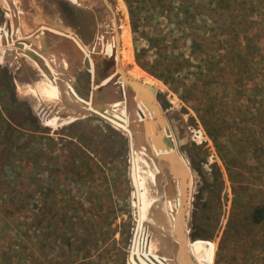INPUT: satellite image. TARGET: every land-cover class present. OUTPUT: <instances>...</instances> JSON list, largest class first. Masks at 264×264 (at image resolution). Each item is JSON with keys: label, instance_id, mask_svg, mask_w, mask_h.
Instances as JSON below:
<instances>
[{"label": "rangeland", "instance_id": "1", "mask_svg": "<svg viewBox=\"0 0 264 264\" xmlns=\"http://www.w3.org/2000/svg\"><path fill=\"white\" fill-rule=\"evenodd\" d=\"M73 1L81 4L79 0ZM107 1L112 5L114 16L106 6L85 0L80 6L69 0H0V31L8 35L12 51L17 53L16 58L12 55L10 57L9 54L10 59L4 63L0 62V68H6L11 73L17 98L33 110L42 128L46 130L43 136L52 137L56 143L53 147L52 143L39 140L34 146L36 152L24 156L23 160L38 163L39 170L48 168L53 171L60 181H53L57 191L69 197L75 196L80 201V204L76 205L68 202V206L75 205V210L71 211L68 207V211H65L58 202L63 197L52 196L50 200L55 198V201L52 203L49 217H45L33 204L27 208L20 207L18 221L10 225L4 224L5 229H0V264L5 260L6 264H14V259L24 260L22 264H28V260H35L36 255L42 258L44 255L38 243L45 237L49 242L57 244L73 240L69 230L72 224L78 229L87 230L85 233L81 229L79 234L83 239L88 238L91 241L87 248L93 253V264H157L155 258L136 251L137 221L153 232L157 245L168 260L166 264H183L182 259L179 261V258L177 260L175 257L176 252L180 253L181 245L177 243L176 246L173 243L176 242L179 230L185 235L187 253L199 264H264V222L256 225L252 219L255 209L264 208L263 153H258L259 158L261 156L259 160L250 151L247 152L243 170H230L232 175H229L221 153L207 134L197 113L182 101L178 94L149 72L151 70L163 73L165 66L169 65L166 59L170 58V53L189 55L191 38H181L184 33L197 36L206 32L208 28L200 23L203 15L199 14L206 12L204 9L210 10L215 0H132L131 4L125 0ZM196 4H199L198 9L194 11ZM252 4L257 8L247 17L246 23H256V26L254 24L253 28L249 29L255 34L260 30L264 31V0H247L246 8ZM184 10L191 11L190 14L198 19V23L192 28H188L189 23L184 22ZM203 19L206 20V17ZM8 22L12 28L11 34L7 28ZM116 26L124 33L122 46L119 45L114 31ZM39 32H45L61 43L46 57L41 54V60L39 59L54 75L76 74L71 61L83 71L82 63L83 59L88 57L85 55L88 51L92 56L94 54L99 58H112L115 59V74L120 75L121 80L126 76L134 81L131 77L138 74L142 78L140 82L154 81L159 86V91L171 102L172 110L178 112L181 117L172 120V125H169L168 119L163 115L164 138L159 142L157 124L154 123L155 127L152 128L153 113L146 107L140 108L139 113L146 123L135 120L132 123H139L138 129L143 132L146 142L139 143L142 136L140 138L138 134L137 144L133 141V131L125 123L126 120H122V117L128 119L129 111L126 108L122 109L123 114L120 116L111 115L109 118L99 114L89 104L87 113L73 122L59 124L55 128L49 127L47 119L52 116L63 119L65 115L59 112L60 109L46 106L41 98L47 104L62 103L66 98L39 71L35 62L21 55V52H26L29 48L22 51L15 48L17 42L29 41L30 38L36 37L40 50ZM215 33L220 34V30L217 29ZM150 40L160 42L157 46ZM224 46L229 47L225 44ZM70 49L71 59L67 55ZM161 55L163 59L160 58ZM163 64L165 66H162ZM192 72L196 70L192 69ZM70 83L69 81V86ZM74 87L75 91L72 87L69 91H82L79 84H74ZM125 88L129 90L133 101L135 98L132 89L123 84V92ZM95 89L93 86L92 90ZM75 94L83 97L81 93ZM124 95L127 105L129 96L126 93ZM139 104L142 106L141 102ZM22 106L24 107V104ZM155 107L159 109L157 103ZM94 114L97 116H91ZM4 118L6 112L3 105H0V161L6 160L2 138L5 130ZM138 118L139 116L136 119ZM135 129L136 133H139L136 125ZM136 149L138 160H142L140 164L142 165L144 160L140 154V150H143L152 165V172L148 177L149 184L139 189V192L133 178L139 171L134 156ZM241 158L240 156L237 160ZM163 162L173 167L171 173H164ZM189 165L193 169L192 172ZM238 172L243 175L237 176ZM28 175L32 178L31 171H28ZM4 176H7L8 180L15 178L10 172ZM40 176L46 177V172ZM166 177L175 180L172 189L177 201L172 209L171 219L165 218L162 212H156L154 209L156 198L153 197V183L157 178L163 180ZM75 180L79 183L75 184ZM28 189H32V185ZM23 196L27 197L28 193ZM89 196L90 200H93L92 203L83 200ZM7 197L8 195H4V199ZM39 198L31 197L30 201L34 199L38 202ZM184 205L186 214L182 210ZM31 213L39 219L44 218L42 228L45 229V237H42V231L39 236L34 233V216ZM62 213H68V216L75 218L72 221L67 219L57 222ZM86 214L90 215L85 216ZM183 214L185 219L181 221ZM50 217L52 219L49 221ZM177 221L181 224L180 228H177ZM189 221L191 227L188 229ZM51 222L59 229L55 233L51 227L47 229ZM91 231L92 235H89ZM106 250L111 253L106 254ZM62 252L65 257L61 256ZM70 253L71 251H62V247L58 246L53 247L50 257L54 262L62 264Z\"/></svg>", "mask_w": 264, "mask_h": 264}, {"label": "trees", "instance_id": "2", "mask_svg": "<svg viewBox=\"0 0 264 264\" xmlns=\"http://www.w3.org/2000/svg\"><path fill=\"white\" fill-rule=\"evenodd\" d=\"M125 1L128 4L132 3V0ZM198 5L196 4L194 11L198 9ZM246 5L247 0L213 1L210 10L204 9L206 12L199 14L203 15L200 23L208 28L206 32L203 35L198 34L200 36L184 33L181 38V40L191 38L189 55L170 53V58L166 59L169 65H162L165 66L163 73L149 70L197 113L207 134L221 153L229 175H232V170H243L247 152L250 151L257 159L259 152L264 155V31L260 30L255 34L249 31L254 24L256 26V23H246L247 17L256 10L257 6L252 4L246 8ZM190 13L191 11L184 10V22L189 23L188 28L198 23L195 15ZM204 17L206 20L203 19ZM217 29L220 30V34L215 33ZM150 41L157 46L160 42L159 40ZM224 44L229 47L224 48L226 47ZM160 58L163 59V56L161 55ZM192 69L196 72H192ZM0 105H3L6 112L2 137L5 143L6 160L0 161L2 171L0 172V229H5L4 224L10 225L18 221L19 208H27L31 204L34 208L40 209L39 212L45 214V217H49L48 214L52 212L50 211L52 203L55 201V198L50 200L52 196L63 197L58 200L62 210L68 211L70 207V210L74 211L75 205L80 204V201L75 196L69 197L57 191L53 181L56 182L59 179L53 171L48 168L39 170L38 163L33 164L23 160L24 156L36 152L34 146L39 143V140L52 143L53 147L56 143L52 137L43 136L46 130L42 128L33 110L17 98L13 78L6 68H0ZM240 156L242 158L237 160ZM28 171L32 172V178L28 177ZM7 172L15 175V178L6 179L7 176L4 174ZM43 172H46L44 178L40 176ZM241 173L238 172L236 175H243ZM73 182L79 183L78 180ZM30 185L32 189L29 190ZM26 192L28 196L24 197L23 194ZM4 195H8L9 198L4 199ZM31 197H40V201L36 202L34 199L30 201ZM83 200L86 203L93 201L90 200V196ZM70 201L75 205L68 206ZM33 213L31 215L34 216L32 218L34 233L39 236V232L42 231V237H45L46 232L42 228L44 218L39 219ZM68 215V213H62L57 222L67 219L72 221L75 218ZM87 215L90 214L85 216ZM51 219L52 217L48 218L49 221ZM252 219L256 225L263 223L264 208L255 209ZM49 227L54 230L53 233L59 230L54 222H51L47 229H50ZM81 229L72 224L69 230L74 239L63 244L49 242L45 237L38 243L39 248L44 249H41L44 256L40 258L36 255L35 260H28V264H61V262H54V259L50 257L53 247L58 248V246L62 247V251H71L62 264H93V253L87 248L91 241L81 237L79 234ZM83 231L86 233L87 230L83 229ZM89 235H92V231ZM85 243L87 244L83 245ZM34 252L38 253L36 250ZM109 253H111L110 250H106V254ZM61 256L66 255L62 252ZM14 261V264L24 262L18 259ZM6 262L7 260L1 264Z\"/></svg>", "mask_w": 264, "mask_h": 264}, {"label": "water", "instance_id": "3", "mask_svg": "<svg viewBox=\"0 0 264 264\" xmlns=\"http://www.w3.org/2000/svg\"><path fill=\"white\" fill-rule=\"evenodd\" d=\"M86 1L100 3L106 6L111 12V14L114 16L112 5L107 0H86ZM7 28L9 34H11L12 28L9 22L7 23ZM38 36L40 38V44H41L40 50L37 47L36 37L30 38L29 41L17 42L15 44V48L19 49V51H22L25 48H29V50H27L26 52H21V55L35 62L39 71L46 76V78L49 80V82L53 84V86H56L58 88V91L62 94L64 98H66V100L67 97H71V99L74 101L73 106H75L76 108L80 110H86L90 104L91 107L94 108L96 111H98V113L101 115H105L109 118L111 115L112 117L120 116L121 114H123L122 109L125 108L123 84H126L128 87L132 89V94L135 100H137V102L140 101L143 105H145L149 109L151 113H153L154 122H152L153 124L152 128L155 127L154 123L157 124L156 128L158 132L159 142H162V138H164L163 128L165 121L162 118L163 115L168 119L169 125H172L171 124L172 120L181 117V115L178 112L172 110L173 106L171 102L168 100L167 96L163 94L161 91H155V88L153 86L143 84L142 82H135L127 78L125 75H124L125 77L123 78L124 81L121 80L120 75L115 74L116 73L114 69L115 59L112 58H99L98 56L96 57L93 54V57L91 56L92 59L91 57L83 59V63H84L83 71H81L79 67L75 63H73V61H71V65H73V67L75 68L76 74L73 75L70 73H63V74L59 73L57 75H54L46 64L44 65L43 63L41 64L40 55L42 54L45 55L46 57L51 50L56 49L58 45H60L61 43L60 41H56L52 36H48L45 32H39ZM10 54L14 58L17 57L16 52H11ZM93 75L95 79H93ZM55 79H57L56 82ZM69 81L71 82L70 86H69ZM106 81L109 82L104 84ZM76 83L80 85V89L82 91L78 90L77 92L82 94L83 96L82 98L78 96V94H75L77 92L73 93L72 90H70L71 92L69 91L70 87H72L73 90L75 89V87L73 88V85ZM92 86H95L96 89L92 90ZM129 97L131 98L130 92H129ZM155 103H157L159 109L155 107ZM91 116H97V115L94 114ZM164 144H166V142ZM137 153L138 151L136 149L134 156L138 160ZM183 159H185V161L187 160L185 157H183ZM164 167L165 169H168V164H165ZM189 167L192 172L193 169L191 168L190 165ZM190 206L192 209V204ZM182 210L184 214H186L185 205L182 208ZM184 214L181 215L180 217L181 221L185 219ZM179 225L181 224L179 221H177V228H180ZM187 227L188 229L191 227L190 221L188 222ZM184 236L185 235L183 234V232L179 230L177 233V238L175 239L176 242L173 243L176 246H178L177 243H180L181 245L182 252L180 251V255H181L182 263L194 264L192 257L187 253ZM140 239H141V233H139L137 237V243H139Z\"/></svg>", "mask_w": 264, "mask_h": 264}, {"label": "bare ground", "instance_id": "4", "mask_svg": "<svg viewBox=\"0 0 264 264\" xmlns=\"http://www.w3.org/2000/svg\"><path fill=\"white\" fill-rule=\"evenodd\" d=\"M71 1L74 4L79 5V6L84 4L83 0H79V2H81V4L75 3L73 0H71ZM92 4H94V3H92ZM114 31L117 35L119 45L122 46L121 40H124V33L121 32V28L119 26L114 27ZM10 44L11 43H10V40H8V35L4 34L3 31H0V62L1 63L8 61L11 57L10 53L13 51H12ZM106 45L108 47V44H106ZM9 54H10V57H9ZM129 77H131V76H129ZM120 78H121V76H120ZM131 78L135 79L134 81H136V82L142 81L141 76H139L138 74L135 75L134 77H131ZM142 83L146 84V85L153 86L158 91L160 90L159 86L154 81L144 80ZM124 90H125L124 92L127 94V96H129L128 89L125 88ZM125 97H126V95H124V98ZM129 98H127V101ZM130 99H132V98H130ZM130 99L126 103L127 104L130 103L129 108L132 110L133 113L136 112L135 109H137L138 110L137 112L139 113L140 108L144 109V107H146L142 103H141L142 106H140V104H139L140 101L138 103L137 100L134 101L135 100L134 99L133 100L134 102H133V101H130ZM67 100L65 102L58 103V104H47L45 102V100H43L41 98V101L46 106H48L49 108L51 107L52 109H56V110L60 109L59 112L61 114L65 115V118L62 117L63 119H60L61 117H55V116L50 117L49 120L47 119L46 123L49 127L55 128L59 124H64L66 122H73L79 116H82L83 114L87 113L86 110H80L78 108H74L75 106H73L74 105L73 100H71V99H67ZM125 106L128 107V105H125ZM127 107H125V108H127ZM138 113H136V114L138 115ZM140 154L142 155V157H144L143 164L142 165L140 164V162L142 160H140V159L137 160L136 163H137V166L139 168V171H137V176L135 175V177H133L135 179V182L137 183L136 184V189L138 190L137 192L140 191L139 189H142L145 187V185L147 186L149 184V181H148L149 178L148 177L152 172L151 171L152 165L150 164L149 159H147L146 153H144L143 150H140ZM172 168L173 167L168 165V169L164 168V173H171V171L173 170ZM134 169H135V167H134ZM135 173H136V171H135ZM132 175H133V173H132ZM174 181L175 180H170V177H169V179L166 177L163 180H160L157 178V179H155V181L153 183V187H152L153 188V197L156 198L155 203H154L155 204L154 209L156 210V212L157 211L162 212V214L165 215V218H167V219L172 218V209L174 208V205L177 201L175 192L172 189V187L174 185ZM137 224H138V228H137L136 234L138 237L139 233H141V239H140L139 243H137L138 244V250H136V251L143 252L145 255L147 254V256H149L150 258L151 257L155 258L157 264H166V261L168 262V260L166 259V256L163 255V252L161 251L160 247L157 245L153 232L150 231L149 229H147L146 227H144L145 225H143V226L140 225L138 221H137ZM136 251L134 253L135 256H137ZM180 251L182 252V250H180ZM175 254H176L175 257L177 258V260L179 258V261H180V259H181L180 253L176 252ZM195 261H194V264H199L198 262H195Z\"/></svg>", "mask_w": 264, "mask_h": 264}, {"label": "flooded vegetation", "instance_id": "5", "mask_svg": "<svg viewBox=\"0 0 264 264\" xmlns=\"http://www.w3.org/2000/svg\"><path fill=\"white\" fill-rule=\"evenodd\" d=\"M70 2H72L71 0H69ZM73 3V2H72ZM63 51H64V49H63ZM72 51H71V49L70 50H68L67 51V55H68V57L70 58V54H72L71 53ZM86 56L88 55V57H85V58H90L92 55H91V52L90 51H88L86 54H85ZM93 57V56H92ZM91 57V58H92ZM71 59V58H70ZM81 61V60H80ZM83 64V63H82ZM83 67H84V65L82 66V69H83ZM106 82H108V81H106ZM130 99V98H129ZM129 99H128V101H129ZM127 100H126V102H128ZM131 101H132V99H131ZM132 103V102H131ZM129 104L130 103H128L127 105H128V107L127 106H125V107H127L126 109L129 111L128 113H129V115L127 116L128 117V119H126L125 117H122V120H126L125 121V123L130 127V129L133 131V141H134V143L136 142V144L138 143V141H139V137H138V134H140V138H141V136H142V138L140 139V141H139V143L141 142V143H144V142H146L145 140V136L143 135V132L141 131V130H139L138 128L140 127V125H138L139 123H137L136 122V127H137V129H138V131L137 132H139V133H136V129H135V125L132 123V121H142V123H146V121H145V119L138 113V115L137 114H135V113H133L132 112V110L129 108ZM126 112V111H125ZM137 113V112H136ZM127 114V113H126ZM137 116H139V118H138V120L136 119L137 118ZM123 122V121H122ZM124 123V122H123ZM125 125V124H124ZM135 131V132H134ZM162 152V150L160 151V153Z\"/></svg>", "mask_w": 264, "mask_h": 264}, {"label": "crops", "instance_id": "6", "mask_svg": "<svg viewBox=\"0 0 264 264\" xmlns=\"http://www.w3.org/2000/svg\"><path fill=\"white\" fill-rule=\"evenodd\" d=\"M78 62V61H77ZM79 62H80V60H79ZM81 65V64H80ZM82 65H84V64H82ZM92 89H93V86H92Z\"/></svg>", "mask_w": 264, "mask_h": 264}]
</instances>
